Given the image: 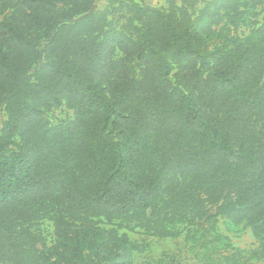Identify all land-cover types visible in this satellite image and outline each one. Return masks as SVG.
Segmentation results:
<instances>
[{
  "label": "trees",
  "instance_id": "obj_1",
  "mask_svg": "<svg viewBox=\"0 0 264 264\" xmlns=\"http://www.w3.org/2000/svg\"><path fill=\"white\" fill-rule=\"evenodd\" d=\"M164 1L0 0V264H134L137 228L264 260V0Z\"/></svg>",
  "mask_w": 264,
  "mask_h": 264
},
{
  "label": "rangeland",
  "instance_id": "obj_2",
  "mask_svg": "<svg viewBox=\"0 0 264 264\" xmlns=\"http://www.w3.org/2000/svg\"><path fill=\"white\" fill-rule=\"evenodd\" d=\"M179 3V0H176ZM147 4L153 7H166L164 0H148ZM97 9L102 10L106 7V0H97ZM8 11L0 12V24L4 25L8 21ZM261 14L257 20L260 21ZM119 16V15H118ZM248 22V21H247ZM250 25L240 24L237 26L235 33L239 36H244L248 33ZM230 30L232 28L230 27ZM232 34V32H229ZM223 42V37L219 33V28L215 27V35L210 41V48L220 45ZM44 117L52 124L68 120L72 116V111L67 109L65 105H59L51 108L43 113ZM5 119V114L0 108V121ZM218 231L227 236L231 245L235 248L243 250L245 255L248 256L249 251L257 247V242L251 234L248 227L239 225L236 227L226 226L222 220L218 221ZM40 229L46 239V246L51 247L54 245V238L52 235L51 224L44 220L41 222ZM119 233H126L131 241H136L144 245L142 251L132 252V261L134 264H207L206 257L202 250L194 247L193 243L186 241L184 232L182 235L175 239H159L152 236H147L142 233V230L137 228L134 232L125 229L119 230ZM40 247V246H39ZM41 248V247H40ZM227 251L219 250L211 259L218 258L220 255H227ZM241 262H244L243 259ZM245 264H264V260L250 259Z\"/></svg>",
  "mask_w": 264,
  "mask_h": 264
},
{
  "label": "crops",
  "instance_id": "obj_3",
  "mask_svg": "<svg viewBox=\"0 0 264 264\" xmlns=\"http://www.w3.org/2000/svg\"><path fill=\"white\" fill-rule=\"evenodd\" d=\"M143 1L147 2L148 0H143Z\"/></svg>",
  "mask_w": 264,
  "mask_h": 264
}]
</instances>
